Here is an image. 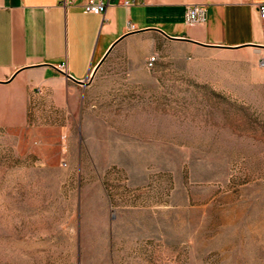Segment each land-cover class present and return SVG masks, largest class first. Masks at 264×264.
<instances>
[{
    "label": "rangeland",
    "instance_id": "rangeland-1",
    "mask_svg": "<svg viewBox=\"0 0 264 264\" xmlns=\"http://www.w3.org/2000/svg\"><path fill=\"white\" fill-rule=\"evenodd\" d=\"M85 90L0 127V264H264V49L138 34Z\"/></svg>",
    "mask_w": 264,
    "mask_h": 264
},
{
    "label": "crops",
    "instance_id": "crops-1",
    "mask_svg": "<svg viewBox=\"0 0 264 264\" xmlns=\"http://www.w3.org/2000/svg\"><path fill=\"white\" fill-rule=\"evenodd\" d=\"M86 1L0 0V127H25L30 93L38 89L60 108L76 107L113 50L138 34L163 32L203 48L264 49V0H105L101 16L83 13ZM194 5L205 9L206 21L189 25Z\"/></svg>",
    "mask_w": 264,
    "mask_h": 264
},
{
    "label": "built area",
    "instance_id": "built-area-1",
    "mask_svg": "<svg viewBox=\"0 0 264 264\" xmlns=\"http://www.w3.org/2000/svg\"><path fill=\"white\" fill-rule=\"evenodd\" d=\"M121 1L123 5L125 6H131L133 4V2H130L127 0H121ZM74 3H75V0H63L62 2L64 6H71V5H74ZM107 7H108V3L105 0H87L82 6V11L85 14H93V15L101 16L106 12ZM259 12H260L261 18L264 19V5L259 6ZM205 21H206V11L202 6L194 5V6H190L187 8V14H186L187 24L195 25V24L203 23ZM157 61H158V58L155 55L148 58L147 63H146L147 69L149 70L153 69ZM59 70L65 71V65H60ZM36 92L39 94H44L42 89H38Z\"/></svg>",
    "mask_w": 264,
    "mask_h": 264
},
{
    "label": "water",
    "instance_id": "water-1",
    "mask_svg": "<svg viewBox=\"0 0 264 264\" xmlns=\"http://www.w3.org/2000/svg\"><path fill=\"white\" fill-rule=\"evenodd\" d=\"M161 32V31H160ZM165 37H167V38H169V39H175V40H184L183 38H173V37H171V36H168V35H166V34H164L163 32H161ZM103 63V62H102ZM101 63V64H102ZM100 64V65H101ZM69 77V76H68ZM70 79H72V80H74L73 78H71V77H69ZM74 81H76V80H74ZM76 82H78V83H80V84H82V85H84L85 84V82H81V81H76Z\"/></svg>",
    "mask_w": 264,
    "mask_h": 264
}]
</instances>
